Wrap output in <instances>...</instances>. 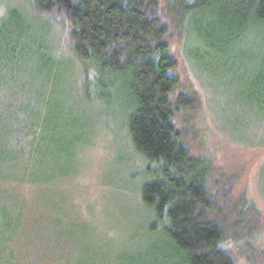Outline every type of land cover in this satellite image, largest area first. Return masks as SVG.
Instances as JSON below:
<instances>
[{"label":"trees","instance_id":"1","mask_svg":"<svg viewBox=\"0 0 264 264\" xmlns=\"http://www.w3.org/2000/svg\"><path fill=\"white\" fill-rule=\"evenodd\" d=\"M25 3L7 5L0 15V162L6 163L10 150L17 154L13 147L20 148L16 162L6 165L13 171L0 173V181L55 182L63 172L55 174L64 145L85 143L81 133H60L64 113L56 101L73 100L68 91L72 69L76 89L91 102L116 105L110 96L119 91L123 123L144 165L133 175L143 210L153 219L143 231L160 234L161 243L120 264H239L226 244L234 236L252 249L249 237L264 230V214L247 193L234 197L243 163L230 174L211 163L216 154L209 141L212 130L190 68L196 73L202 62L195 60L208 56L218 65L222 53L241 50L248 31L258 34L264 27V0ZM58 27L69 50L63 55L51 43ZM254 59L260 63L255 82L263 95L264 61ZM27 155V163L18 161ZM228 207L235 218L225 217ZM10 213L0 214V264H39L21 259L17 243L23 223ZM230 219L233 227L227 230ZM89 259L66 264H90Z\"/></svg>","mask_w":264,"mask_h":264},{"label":"rangeland","instance_id":"2","mask_svg":"<svg viewBox=\"0 0 264 264\" xmlns=\"http://www.w3.org/2000/svg\"><path fill=\"white\" fill-rule=\"evenodd\" d=\"M7 5L22 7L26 3L25 0H0V15L7 10ZM60 27L50 37L53 46L57 45L58 52L63 55L69 50ZM263 37L264 27L258 34L251 29L237 53H222L218 65L208 56L205 60L196 58L200 62L195 60V64L202 62L201 66H197L196 73L190 68L191 76L202 92L199 99L206 105L212 130L209 141L216 154L211 163L226 174L235 172V168L243 163L234 197L237 198L240 192L247 193L262 214L264 94L255 82L260 63L256 65L253 61L254 58L264 61ZM240 59H243L242 64ZM68 71H71L68 91L71 90L73 100L68 103L56 101L60 103V114L64 113L61 117L64 127L60 133H69L71 137L81 133L85 143L88 141L90 145H75V141L64 145L66 153L56 162L55 174L63 172L56 176L55 182L24 186L0 181V214L9 211L22 220L24 231L19 234L21 243L18 241L17 248L22 251L24 261L66 264L90 258V264H120L126 258L147 255L161 243V236L158 233L146 235L143 231L153 219L143 210L137 192L140 183L133 178L134 174L142 172L144 165L133 152L123 123L126 116L123 103H120L123 102L119 98L121 94L116 90L110 96L111 103L117 101L119 105L91 102L81 89H76L75 72ZM26 100L22 98L21 102ZM38 107L36 103L34 108ZM12 150L18 154L20 148L13 147ZM9 153L6 163L0 162V173L8 174L11 170L6 165L17 154L11 150ZM1 155L0 160L3 159ZM27 158L28 155L18 156V161L27 163ZM22 169L20 167L18 171ZM226 213L225 217L235 218L232 207ZM232 224L233 219L228 220L226 229L231 230ZM231 238L226 249L239 264H264V254L260 252L264 251V230L249 237L251 250L242 240L236 243L235 237Z\"/></svg>","mask_w":264,"mask_h":264}]
</instances>
